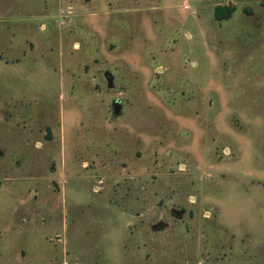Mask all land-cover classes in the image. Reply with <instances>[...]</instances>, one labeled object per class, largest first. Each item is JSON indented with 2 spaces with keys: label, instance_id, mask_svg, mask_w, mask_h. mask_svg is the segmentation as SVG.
<instances>
[{
  "label": "rangeland",
  "instance_id": "obj_1",
  "mask_svg": "<svg viewBox=\"0 0 264 264\" xmlns=\"http://www.w3.org/2000/svg\"><path fill=\"white\" fill-rule=\"evenodd\" d=\"M0 264H264V0H0Z\"/></svg>",
  "mask_w": 264,
  "mask_h": 264
},
{
  "label": "trees",
  "instance_id": "obj_2",
  "mask_svg": "<svg viewBox=\"0 0 264 264\" xmlns=\"http://www.w3.org/2000/svg\"><path fill=\"white\" fill-rule=\"evenodd\" d=\"M233 9L232 4H215L212 9V16L215 19L226 18Z\"/></svg>",
  "mask_w": 264,
  "mask_h": 264
}]
</instances>
